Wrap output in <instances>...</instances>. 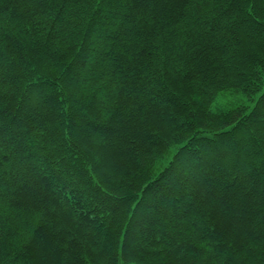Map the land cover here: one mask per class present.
<instances>
[{
	"label": "trees",
	"instance_id": "obj_1",
	"mask_svg": "<svg viewBox=\"0 0 264 264\" xmlns=\"http://www.w3.org/2000/svg\"><path fill=\"white\" fill-rule=\"evenodd\" d=\"M0 264H264V0H0Z\"/></svg>",
	"mask_w": 264,
	"mask_h": 264
}]
</instances>
